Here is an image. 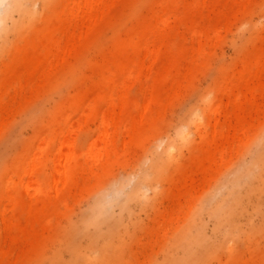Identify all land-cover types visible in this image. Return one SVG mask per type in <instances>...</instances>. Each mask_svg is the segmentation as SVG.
Wrapping results in <instances>:
<instances>
[{
    "label": "rangeland",
    "instance_id": "1",
    "mask_svg": "<svg viewBox=\"0 0 264 264\" xmlns=\"http://www.w3.org/2000/svg\"><path fill=\"white\" fill-rule=\"evenodd\" d=\"M256 1L261 4L259 12L239 15L226 40L211 48L209 67L192 77L195 87L183 90H170L169 86L176 78L173 66L191 63L190 24L174 28L172 42L160 54L151 83L145 77L151 64L146 45L137 43V36L125 41L128 24L136 26L138 35V19L155 25L158 12L169 8L162 0H120L114 13L121 23L114 35L107 32L100 47L87 53L71 76L63 70L75 61V53L65 54L61 42L72 31L65 28L71 23L68 0L2 2L0 264H51L49 260L58 255L59 264H88L83 254L65 249L66 232L84 220L105 184L116 177L135 176L141 161L150 159L146 166L151 164L146 149H153L165 138L175 140L179 151L178 162L166 170L169 175L176 169L172 175L178 182L166 175L157 184L148 181L141 186L144 193L138 199L143 204L153 197V205L144 208L138 199L129 203L122 195L124 199L109 210L110 220L119 218L129 229V236L123 237L128 264L160 263L164 250L196 212L202 214L208 248L196 251L194 264H264V170L245 174L256 156L264 154V97L258 93L255 101L248 100L250 93L245 87L220 97L222 83L235 80L231 73L238 63L255 64L256 51L264 49V0ZM188 3L192 0L174 3L184 22L208 17L216 20L223 11V6H211V0H206L205 6ZM252 36L258 37L254 40ZM166 62L172 64L171 70L162 69ZM222 64L228 67L225 74L218 70ZM151 84L154 89L148 94ZM203 93L210 100L208 105L200 100ZM112 95H116L113 106ZM147 96L151 101L145 106ZM111 108L114 121L110 126L117 125L119 135H111V141H101L91 149L90 144L99 137V120ZM193 108L202 113V138L193 124L184 121ZM176 126L190 131L189 142L177 139ZM126 128L136 135V142L124 137ZM50 150L47 174L43 164ZM78 158V168H74ZM58 164L60 170H56ZM237 169H242L245 178L239 190L242 208L232 219L235 231L201 208ZM156 190L160 194L154 196ZM175 194H182L179 202ZM124 201L130 215L121 211ZM95 233L97 227L91 225L89 234ZM78 243L84 249L89 238L79 237ZM229 243L235 251L225 249ZM100 245L101 240L89 247V253L100 255Z\"/></svg>",
    "mask_w": 264,
    "mask_h": 264
},
{
    "label": "bare ground",
    "instance_id": "2",
    "mask_svg": "<svg viewBox=\"0 0 264 264\" xmlns=\"http://www.w3.org/2000/svg\"><path fill=\"white\" fill-rule=\"evenodd\" d=\"M119 1L120 0H68V3L72 6L71 23L65 24V28L72 31H69L66 36L62 37L61 42L64 46V53H75L76 59L74 62L66 65L63 73L70 76L74 75L76 72V66L82 62L83 58L87 56V53L100 47L106 33L110 32L114 35L116 28L121 23L119 15L114 13ZM176 1L185 3L186 0H175L173 3H168L167 0H162L161 4H168L169 8L158 12L154 26H152V24L147 20L140 21V19H138L137 22L141 25L140 35L136 34L137 28L134 24H128L126 28L125 41L128 42L129 39L137 36V43L144 42L146 45L145 52L151 59V64L146 68L145 77L151 83L156 75L155 69L159 64L160 54L163 50H165L166 46L172 42V32L174 28L176 26L178 27L180 25L184 26L190 24L193 31V35L190 38L193 49L191 63L173 66L176 70V78L169 86L170 90H183L195 87V84L191 80L192 77L196 75L198 70L201 72L209 67L208 58L212 55L210 54L211 48L215 47L217 44L223 43L226 40V34L231 31L239 15H251L252 13L259 12L261 4L256 0H211V6H223L220 18L214 20L208 17L207 19H203V21L188 19L184 22L182 19L178 18L177 12L174 8V3ZM2 2H4V0H0V6L2 5ZM205 4L206 0H202V2L192 0V4L188 3L187 6H205ZM140 7L148 8V10L151 8V6ZM140 25L137 26L140 27ZM257 37L255 36L253 39L255 40ZM153 43L154 47H151ZM207 43L210 47L206 46ZM200 54L202 55V58L198 59L197 56ZM254 56L255 64L247 65V62L242 60L238 63L236 68L232 70L231 76L236 75L234 76L235 80L232 81V77L230 78V81H232L231 83H222L223 87L220 97L224 95H232L234 91L240 92L244 87L247 88L250 93V96L247 98L248 100L255 101L257 99L256 94L258 93L264 97V83L259 82L262 75V68L264 67V49L262 51L257 50ZM103 57H105V55H103ZM165 67H167V70H171L172 64L166 62L162 69H165ZM218 70L222 74H225L228 67L222 64ZM256 81L259 83H256ZM153 89L154 88L151 84V86L147 88V93L151 94ZM115 96L116 95H112L110 100L112 106L116 105ZM200 100L205 105L210 103L206 93L202 94ZM150 101V97L147 96L145 106H148ZM113 117L114 112L111 108V110L109 109L106 111L99 120V124L96 129V134L99 135V137L90 144L91 149L95 147L96 143H100L101 141H111V135H113V138L118 137L119 128L117 125H114L113 127L110 126V121H114ZM184 121L188 124H193L199 132V137L202 138L201 128L204 125V121L202 120V113L198 112L197 108L191 109L185 116ZM189 133L190 131L184 130L180 126H176V137L182 143L189 142ZM123 135L125 138L130 136V142L132 141V143L136 142L138 139L128 128L123 131ZM215 135L216 134L213 136L214 140L216 137ZM169 139L170 138L163 139L160 144L154 146L153 149H150V147L146 149L151 157V164L146 166V163H148L150 159L146 160L148 162L141 161L138 170L135 172V176L130 175L125 179L116 177L113 182L105 184L101 188V194L96 197L94 204L91 206L90 212L85 216L84 220L73 230H68L66 232L67 244H65V249H70L77 255L83 254V258L89 262L88 264H128L130 257L125 256L126 241L123 237L125 235L129 236V229L127 228V225H124L122 222L123 220L121 221L119 218L110 220L112 212L109 213V210L116 203H118L120 198H123V196L128 197L126 201L129 203L134 200L137 201V199L144 193L141 190V186L146 184L148 181L152 185L157 184L159 181H163L164 175L168 177L171 176L173 180L175 179L172 174L176 172V169L171 171L169 175L166 174V170L170 169L169 167H171L173 163H176V161L178 162L179 155L175 140ZM127 144L128 141L124 140V145L126 146ZM159 148L161 149L159 150ZM51 154L52 152L50 150L43 164V170L47 174L50 171ZM263 160L264 154L259 153L245 174L248 176L251 174L256 175L258 171L264 170ZM73 165L74 168H78L79 158L74 160ZM232 165L233 164H231L228 168ZM177 167H179V165ZM179 169L180 167L177 168V171ZM56 170H60L59 164L56 166ZM241 170L237 169L232 178H228L220 183L217 186V190L212 192L206 202L202 204L203 206L201 208L210 216H216L220 219V223L225 222L234 230L236 228L232 219L238 210L242 208V198L239 190L241 187V181L245 178V176L244 174H241ZM183 174H185V172ZM136 180L138 183L132 186ZM165 180L169 179L165 178ZM178 180H174V182L176 181L175 183H177ZM189 180L191 181L190 178ZM185 184L189 185L188 183ZM190 184L192 183L190 182ZM127 187L131 188L128 192L126 191ZM181 187L178 188L180 191L183 190ZM187 189L188 186L185 190ZM161 191L164 192V190ZM185 193H187V191ZM158 194H160V191L156 190L154 196H157ZM177 195L179 196L177 197ZM177 195L175 194V198L177 197L179 202V197H181L182 194ZM176 200L174 201L176 202ZM126 201L122 203L121 211L126 210L130 215V209H127L125 203ZM152 201H154L153 197L147 198L146 202L143 204L140 200L138 202L141 207L145 208L148 205L151 206ZM201 216L202 214L199 212H196L191 216L180 233L176 235L174 240L164 250L162 261L156 264L195 263L194 257L196 251L201 248H208L207 237L204 232V221ZM109 220L114 222L110 224ZM91 225L97 227V233L89 234ZM104 226L106 227L104 228ZM234 230L232 231L234 232ZM108 235L110 237L109 239H107L108 237L106 238ZM79 237L89 238V243L84 249H82L78 243ZM99 240H101V254L94 257L91 253H89V247L91 248L94 246L96 242H99ZM224 247L225 249L228 247L229 249H232V251H235V247H233L232 244L230 245V243ZM56 257L57 258L54 260H51L53 259L51 258L49 262L51 264H59V255ZM125 257L129 258V260H126Z\"/></svg>",
    "mask_w": 264,
    "mask_h": 264
}]
</instances>
